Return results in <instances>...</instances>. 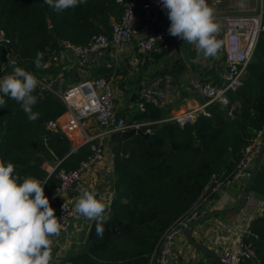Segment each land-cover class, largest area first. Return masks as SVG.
I'll use <instances>...</instances> for the list:
<instances>
[{"label":"trees","instance_id":"16d2710c","mask_svg":"<svg viewBox=\"0 0 264 264\" xmlns=\"http://www.w3.org/2000/svg\"><path fill=\"white\" fill-rule=\"evenodd\" d=\"M121 12L116 0H86L62 12L44 0H0V30L10 38L7 47H0V78L8 72L3 67L10 50L16 66L45 83V74L55 71L53 65L35 67L37 52L43 53L45 64L63 40L84 44L94 33L108 34ZM33 95L37 96L33 111L40 113L33 122L16 101L4 97L0 161L14 164L20 182L28 177L46 181L48 198L58 179L55 171L48 175L45 165L59 161L57 167L75 168L89 153V146L73 149L66 134L45 127L66 109L56 93L39 84ZM228 98L227 106L213 103L207 108L208 116L199 114L193 124L182 127L166 120L168 115L151 104L131 116L128 122L149 121L142 130L148 127L150 133L118 138L111 144L113 196L103 236L97 235L95 222H90L70 264H150L164 231L198 204L213 179L224 181L230 176L243 147L259 131L264 132V37L258 39L241 85ZM231 106L232 114H228ZM260 235L254 242L256 260L243 264H264V233Z\"/></svg>","mask_w":264,"mask_h":264},{"label":"built area","instance_id":"2783aa9c","mask_svg":"<svg viewBox=\"0 0 264 264\" xmlns=\"http://www.w3.org/2000/svg\"><path fill=\"white\" fill-rule=\"evenodd\" d=\"M209 1L212 2L213 6H217L221 2V0H207V3ZM119 4L122 6L121 15L118 20L112 21L108 34L94 33L84 44H75L63 40L60 49L70 52L83 65H86L91 62L95 53L108 48L115 51L119 50L132 39L135 41L138 51L146 57L156 45L168 40L167 29L170 21L159 0H123ZM213 13L214 20L219 28L215 37L221 44L217 53L221 54L225 61V69L220 73L222 84L218 86L203 83L199 80L192 82V89L202 97L203 103L168 116L166 119L174 121L181 127L193 124L199 114L208 116L210 113L207 108L213 103H218L221 107L229 104L228 93L235 92L241 85L247 64L253 56L258 39L261 36L264 37V0H258V8L250 12L213 10ZM9 43L10 38L0 30V47H7ZM50 59L52 61L58 60V56L53 55ZM13 60L15 64L10 63ZM47 63L49 62L44 64L46 67L48 66ZM16 65V56L10 50H7L3 68L8 72L3 76L11 74ZM37 79L42 87L48 88L41 79ZM58 96L66 107L63 113L64 118L48 120L45 127L53 131L60 130L67 136L75 132L82 139L81 144L89 146V153L79 161L75 168L57 167L59 161L52 166L45 165L48 175L55 171V177L58 179V185L48 195V199L49 202L56 203L58 220L62 225V231H66L71 224L75 211L74 203L67 196L68 190L75 181L83 176L85 171L103 158V143L92 142V140L96 137L108 138L112 132L123 131L131 127L142 129L150 122H128L120 116L114 105L112 83L103 77H90L74 83L60 92ZM165 99L166 93L162 89L154 86H144L139 90L135 102L131 103L128 108L132 110L135 104L137 111L142 112L147 104L159 106ZM232 110L233 106L228 110V114H232ZM88 117H94L100 126V132L94 137L89 136L83 128L84 120ZM142 131L150 133V128L146 127ZM262 134L263 131H259L243 147L241 157L236 162L233 171L221 184L232 185L245 181L250 167L256 159ZM261 160L264 162V151ZM196 206L178 217L164 231L150 264L170 263L173 246L177 238L183 235L189 221L200 214L196 212ZM243 238L256 240L259 239V235L247 226L243 231ZM243 238H240L232 246L220 248L219 257L222 264H243L247 260H256L255 247L244 241Z\"/></svg>","mask_w":264,"mask_h":264},{"label":"crops","instance_id":"0c3cea01","mask_svg":"<svg viewBox=\"0 0 264 264\" xmlns=\"http://www.w3.org/2000/svg\"><path fill=\"white\" fill-rule=\"evenodd\" d=\"M180 41L183 40L169 35L167 41L156 45L146 57L138 51L135 41L132 39L119 50L108 48L95 53L91 62L86 65H83L70 52L58 48L53 50L50 56L57 55L58 60H48L46 68L53 65L55 72L45 74V84L48 89L59 95L71 84L90 77H103L110 80L113 87L115 109L126 121L130 120L134 114L132 112L130 117L126 115L128 106L135 102L139 90L144 86H154L166 93V99L159 107L166 115L172 116L203 103L202 97L192 89L194 80L220 86L222 84L220 73L225 69L224 58L219 53L214 58L204 59L201 57L196 60L194 49H185V57L181 54L180 61L175 53V50L179 49ZM82 67L84 69L81 71L87 74H84L82 78L74 79L72 83L63 85L62 81L67 78L66 72ZM162 79L165 81L162 82ZM57 118L63 119L64 115L61 114ZM83 128L92 137L100 132V126L94 117L85 119ZM67 137H69L73 149L82 145V139L75 132ZM92 142L103 143V158L72 184L67 196L75 204L80 192L86 189L96 193L97 198L102 199L108 206L113 196L111 188L113 154L111 146L107 145V137H96ZM245 181L224 185L221 184L222 181L213 179L209 185L211 188L209 187L210 189L198 202L195 208L196 212L203 213L212 209L231 208L238 205ZM247 194V202L241 212L234 215H216L199 223L192 229V237L210 247L217 254L221 247L232 246L240 238L242 239L243 231L247 226L255 231L260 239V232L264 233V162L262 160L249 183ZM50 205L52 207L55 204L50 202ZM53 209L58 218L56 206ZM89 223L80 216H72L68 229L62 231L59 237L52 238L53 260L51 264H70V256L79 251L85 241ZM243 239L254 247V242L258 240ZM169 264L216 263L211 257L196 249L182 235L177 238L173 246Z\"/></svg>","mask_w":264,"mask_h":264},{"label":"clouds","instance_id":"9594fccd","mask_svg":"<svg viewBox=\"0 0 264 264\" xmlns=\"http://www.w3.org/2000/svg\"><path fill=\"white\" fill-rule=\"evenodd\" d=\"M84 2L86 0H44L57 12ZM122 2L117 0V3ZM159 3L170 21L168 34L194 45L196 60L217 55L221 44L215 34L219 28L207 0H159ZM42 58L43 53L37 52L34 61L37 69L46 67ZM10 63L15 64V61ZM38 86L33 73L16 66L11 74L0 78L3 94L0 107L6 103L4 97H8L20 105L29 122L36 121L40 113L33 111L37 103L33 93ZM15 172L13 163L0 161V264H51L52 238L61 235L62 225L45 196L47 182L33 177L20 182ZM74 209L84 220L95 222L97 235L103 236V224L108 220L107 206L96 193L82 190Z\"/></svg>","mask_w":264,"mask_h":264},{"label":"water","instance_id":"95a60500","mask_svg":"<svg viewBox=\"0 0 264 264\" xmlns=\"http://www.w3.org/2000/svg\"><path fill=\"white\" fill-rule=\"evenodd\" d=\"M168 34V33H167ZM169 36V34H168ZM165 80L162 79V82H164ZM140 135L142 137H147L148 133L143 132L142 129L140 127H131L129 129L123 130V131H115L112 132L109 137L107 138V145L108 147L111 146L112 143L116 142V140L118 138H123V139H129L134 135ZM264 151V132L261 136L260 139V145H259V149L257 152V156L256 159L254 161L253 167L251 168V170L249 171L248 177L245 181L244 187H243V191L242 194L240 196L239 199V203L238 205L231 207V208H221V209H212L203 213H200L197 215V217L191 219L188 223V225L186 226V228L183 231V235L186 238L187 241H189L196 249H198L199 251L203 252L204 254L208 255L209 257H211L216 264H222L220 257L218 256V254L216 252H214L210 247L206 246L203 243H200L199 241L195 240L191 233H192V229L198 225L199 223L212 218L216 215H234L236 213L241 212L247 202V192H248V188H249V183L258 167V164L261 161L262 158V154ZM74 215L76 217H78L79 215L74 211Z\"/></svg>","mask_w":264,"mask_h":264},{"label":"rangeland","instance_id":"374dc122","mask_svg":"<svg viewBox=\"0 0 264 264\" xmlns=\"http://www.w3.org/2000/svg\"><path fill=\"white\" fill-rule=\"evenodd\" d=\"M208 5L210 8H212L213 10H216V11H227V12L240 11V12L246 13V12H250V11H253L254 9L258 8V0H221V2L217 6H213L212 2L209 1ZM178 48L179 49L175 50L176 51L175 53L177 54L178 59L180 61H181L182 56L185 57V53H186L185 49H191V50L194 49V51H195L194 45H189L187 43H184L183 41H180L178 43ZM181 54H182V56H181ZM81 69H84V68L82 67V68H78L77 70H74V71L66 72L67 78H65L62 81L63 85H67L69 83H72V81L74 79L82 78L84 74H87V73L82 72ZM86 72H87V69H86ZM128 110H127L126 115L128 117H130L132 115V112L133 113L137 112L136 105L134 104V107L132 110H129V111ZM218 255H219V252H218Z\"/></svg>","mask_w":264,"mask_h":264}]
</instances>
